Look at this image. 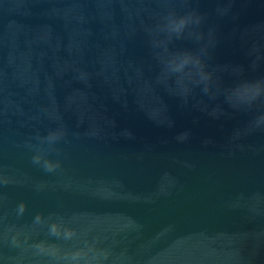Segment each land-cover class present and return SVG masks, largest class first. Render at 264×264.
<instances>
[{"label": "water", "instance_id": "obj_1", "mask_svg": "<svg viewBox=\"0 0 264 264\" xmlns=\"http://www.w3.org/2000/svg\"><path fill=\"white\" fill-rule=\"evenodd\" d=\"M0 264H264V0H0Z\"/></svg>", "mask_w": 264, "mask_h": 264}]
</instances>
